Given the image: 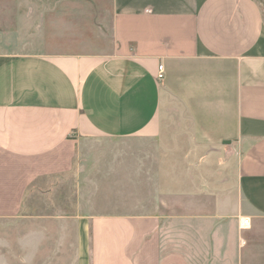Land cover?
Instances as JSON below:
<instances>
[{
    "label": "crops",
    "instance_id": "1",
    "mask_svg": "<svg viewBox=\"0 0 264 264\" xmlns=\"http://www.w3.org/2000/svg\"><path fill=\"white\" fill-rule=\"evenodd\" d=\"M32 5L0 0V220L79 182L80 144L156 139L178 104L195 149L236 156L229 205L195 171L150 213L92 217L96 264H160L174 227L210 264H264V0Z\"/></svg>",
    "mask_w": 264,
    "mask_h": 264
},
{
    "label": "rangeland",
    "instance_id": "2",
    "mask_svg": "<svg viewBox=\"0 0 264 264\" xmlns=\"http://www.w3.org/2000/svg\"><path fill=\"white\" fill-rule=\"evenodd\" d=\"M33 1L42 3L36 10L32 5V15L38 16L53 0ZM167 112L173 118L170 128L168 119L161 122L162 133L156 139L80 144L82 154L75 165L79 182H55L40 202L31 204V211L0 220V264H96L92 217L150 213L159 193L177 189L178 181L194 177L195 171L205 170L207 183L229 205L235 190L236 156L195 149L202 140L187 136L185 125L179 129L185 108L175 104ZM163 179L170 182H160ZM171 230L172 234L166 230L160 238V264L215 262L210 258L213 252H205L208 256L203 258L200 247L195 250L194 234L178 235L177 227Z\"/></svg>",
    "mask_w": 264,
    "mask_h": 264
},
{
    "label": "built area",
    "instance_id": "3",
    "mask_svg": "<svg viewBox=\"0 0 264 264\" xmlns=\"http://www.w3.org/2000/svg\"><path fill=\"white\" fill-rule=\"evenodd\" d=\"M163 78V74H162V66L158 67V74H157V80H161ZM248 226V219H243L242 221H240V227H246Z\"/></svg>",
    "mask_w": 264,
    "mask_h": 264
}]
</instances>
